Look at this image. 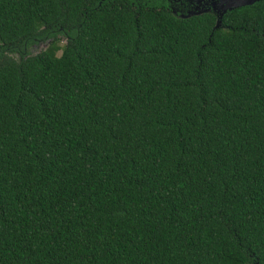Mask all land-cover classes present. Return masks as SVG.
Here are the masks:
<instances>
[{
    "label": "trees",
    "instance_id": "1",
    "mask_svg": "<svg viewBox=\"0 0 264 264\" xmlns=\"http://www.w3.org/2000/svg\"><path fill=\"white\" fill-rule=\"evenodd\" d=\"M191 5L0 0V264H264V0Z\"/></svg>",
    "mask_w": 264,
    "mask_h": 264
},
{
    "label": "rangeland",
    "instance_id": "2",
    "mask_svg": "<svg viewBox=\"0 0 264 264\" xmlns=\"http://www.w3.org/2000/svg\"><path fill=\"white\" fill-rule=\"evenodd\" d=\"M192 1V5L190 7V10L187 11V13H197L202 12L205 10H211L214 11V13H219L221 11V7L224 6V3L226 0H190ZM63 44V41L59 42V46ZM47 46V42H40L35 45H32L28 49L29 54H35L38 53L41 50H44ZM59 55V52L57 53Z\"/></svg>",
    "mask_w": 264,
    "mask_h": 264
},
{
    "label": "water",
    "instance_id": "3",
    "mask_svg": "<svg viewBox=\"0 0 264 264\" xmlns=\"http://www.w3.org/2000/svg\"><path fill=\"white\" fill-rule=\"evenodd\" d=\"M196 1V0H195ZM258 0H226V2L224 3V6H222L220 9L221 11L219 13H216V15H218V18H220V16L225 13L226 11H230L231 9H235L238 7H242V6H247V5H251L255 2H257ZM209 10H205L202 12H207ZM214 12V11H212ZM201 12H197V13H187L188 15H193V14H199ZM183 17V16H180ZM219 20H217L215 27L218 26Z\"/></svg>",
    "mask_w": 264,
    "mask_h": 264
}]
</instances>
